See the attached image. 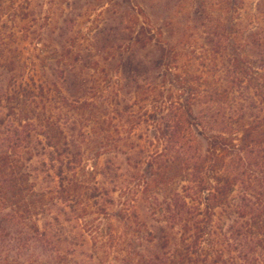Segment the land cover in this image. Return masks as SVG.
<instances>
[{
  "label": "trees",
  "instance_id": "16d2710c",
  "mask_svg": "<svg viewBox=\"0 0 264 264\" xmlns=\"http://www.w3.org/2000/svg\"><path fill=\"white\" fill-rule=\"evenodd\" d=\"M101 1L84 54L0 0V264H264V3Z\"/></svg>",
  "mask_w": 264,
  "mask_h": 264
},
{
  "label": "rangeland",
  "instance_id": "374dc122",
  "mask_svg": "<svg viewBox=\"0 0 264 264\" xmlns=\"http://www.w3.org/2000/svg\"><path fill=\"white\" fill-rule=\"evenodd\" d=\"M245 1L250 3L262 1L264 3V0ZM67 2L71 3L73 0H16V4L19 5L18 9L21 11V9L24 8V11L29 10L32 14H35L38 18V24L44 22L42 19L43 16H48L51 24L55 27H68L69 31L65 38L66 41L68 40L72 45H78L79 48L83 50L84 54H89L90 51L92 52L91 54H97L98 52L93 46L96 44V40L99 39V32L102 28L103 18L105 16L103 11L107 6L106 3L101 0H82L76 5L77 9L74 10ZM162 18H164V16L158 20H162ZM26 21L27 20L20 21V24H24ZM57 31L58 29H56V32ZM102 55L104 54L102 53L101 56ZM199 55L200 54L197 53L196 58L190 61V67H188L189 70L187 69V71L191 74H201L203 76L208 75V73L209 75L213 74L210 71V65H206ZM179 64H186L185 58H181ZM111 74V77L115 80L118 73L111 72ZM214 76L215 75H213L212 78H214ZM120 84L124 85L125 83L122 80ZM138 84H142L140 79ZM129 92L131 94H129ZM136 92V84L131 83L129 86L124 85L120 93V99H130L131 101H126V103L130 104L133 102L132 100ZM130 95L131 97H128ZM148 103V101L142 102L141 105L149 106ZM122 104L125 105L124 103ZM122 104L121 108L123 106ZM133 110H137V106L134 107ZM114 196H117V194Z\"/></svg>",
  "mask_w": 264,
  "mask_h": 264
}]
</instances>
